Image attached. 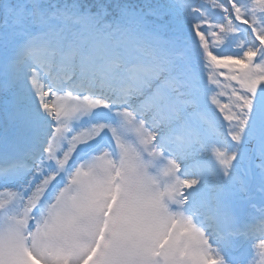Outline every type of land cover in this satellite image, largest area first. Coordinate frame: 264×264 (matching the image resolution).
Segmentation results:
<instances>
[{"label":"snow or ice","instance_id":"snow-or-ice-1","mask_svg":"<svg viewBox=\"0 0 264 264\" xmlns=\"http://www.w3.org/2000/svg\"><path fill=\"white\" fill-rule=\"evenodd\" d=\"M0 264H264V0H0Z\"/></svg>","mask_w":264,"mask_h":264},{"label":"rangeland","instance_id":"rangeland-1","mask_svg":"<svg viewBox=\"0 0 264 264\" xmlns=\"http://www.w3.org/2000/svg\"><path fill=\"white\" fill-rule=\"evenodd\" d=\"M224 71H226V70H224ZM221 79H223V77Z\"/></svg>","mask_w":264,"mask_h":264}]
</instances>
